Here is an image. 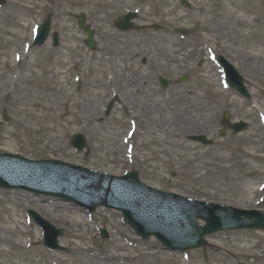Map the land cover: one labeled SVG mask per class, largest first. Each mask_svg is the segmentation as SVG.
Listing matches in <instances>:
<instances>
[{"label":"rangeland","instance_id":"374dc122","mask_svg":"<svg viewBox=\"0 0 264 264\" xmlns=\"http://www.w3.org/2000/svg\"><path fill=\"white\" fill-rule=\"evenodd\" d=\"M101 1H113L116 8L107 10L97 4ZM187 1L188 7H183L178 0H171L180 13L190 12L196 0ZM224 2L208 1L204 12L197 15L201 22L192 28L193 24L184 23L166 26L156 16L143 21L144 13L158 8V0L144 4L78 0L72 5L64 0H4L0 20L18 22L20 27L6 28L8 34L3 36L13 42L17 32L15 43L8 47L0 44L1 64L6 61L4 71L9 69L0 83V153L56 159L114 176L135 170L143 183L163 192L264 211V62L248 60L247 55L259 43L247 39L230 15L220 14L218 6ZM127 12L137 13L133 23L138 29L120 33L113 24ZM79 14L85 15L95 31L96 49L92 52L85 48L86 37L77 27ZM44 20L50 21L51 31L60 36L57 47L50 39L41 47L32 46L33 30ZM202 24L219 30H202ZM177 29L185 34H176ZM167 36L169 40L164 41ZM18 48L21 55L28 49L35 66L19 74L17 80L18 67L27 62L16 64ZM114 52L118 58L111 57ZM217 55L244 78L250 99L224 87L215 64ZM111 58L118 70L140 68L143 76L131 77L124 71L109 84ZM159 77L167 79V89L158 85ZM181 77L188 81L177 83ZM113 95L119 100L105 115ZM124 98L131 104H125ZM225 112L230 113V121H245L247 129L219 137ZM131 121L136 123L135 133L125 145L128 131L133 129ZM77 133L87 141L88 149L81 154L67 145ZM192 135H205L213 144L202 147L189 140ZM130 146L132 156L127 153ZM29 209L63 230L59 245L66 252H48L43 247L40 230L27 218ZM9 218L17 220V228L25 230L26 237L15 238L7 230L12 228L6 224ZM102 228L108 231L107 240L99 237ZM0 237L26 242L25 259H31L32 264H264V233H217L207 237L210 248L185 254L167 252L153 239L137 238L116 212L99 209L89 218L50 198L1 189ZM247 243L256 246L257 255L244 259L240 247ZM10 251L22 253L12 247L2 249L7 256ZM0 262L14 260L0 256Z\"/></svg>","mask_w":264,"mask_h":264},{"label":"water","instance_id":"95a60500","mask_svg":"<svg viewBox=\"0 0 264 264\" xmlns=\"http://www.w3.org/2000/svg\"><path fill=\"white\" fill-rule=\"evenodd\" d=\"M185 3L184 0H182ZM133 15L119 20L115 25L120 30L133 29L129 19ZM78 26L87 34L85 41L88 49H95L94 32L86 25L84 16L78 17ZM49 31V23L45 22L40 28L36 45L42 44ZM58 38L53 37L56 45ZM224 67L230 86L246 95L242 78L226 62L219 59ZM162 86L165 81L160 80ZM228 114L224 115L226 119ZM234 133L246 128L242 122L231 125ZM226 128L221 131L224 134ZM209 145L203 136L190 138ZM73 145L79 150L85 146L84 139L73 138ZM14 158V159H12ZM0 158V187L17 188L32 191L39 195H50L68 202H76L85 206L90 212L98 206L120 210L124 220L133 226L136 234L143 239L155 236L167 249L185 251L206 245L205 235L222 230L262 229L264 230V214L236 212L208 205L188 204L167 199L166 196L144 190L137 182L136 173L132 172L125 178L114 179L104 174H93L58 162L29 163L23 159L12 157ZM243 218H241L242 216ZM31 216L41 225L46 234L45 244L49 248L56 245L55 234L48 224L40 221L36 215ZM255 218L254 222L252 219ZM203 220L206 225L198 227L197 220ZM51 230H50V229ZM54 234V235H53ZM105 237V236H104Z\"/></svg>","mask_w":264,"mask_h":264},{"label":"bare ground","instance_id":"6f19581e","mask_svg":"<svg viewBox=\"0 0 264 264\" xmlns=\"http://www.w3.org/2000/svg\"><path fill=\"white\" fill-rule=\"evenodd\" d=\"M65 2H67V4H78V0H64ZM148 0H135V2L140 3V4H144L146 3ZM208 1L210 0H196L193 3V6L190 9V12L187 13H183V12H179L178 10V6L175 4H172L171 0H158V8L157 9H152L149 12H146L143 14V21L145 22H150L151 20L149 19L150 16H156L158 21L160 23L165 24L166 26H171L174 25L176 23H184L185 25L188 24H193V27H195L196 24L200 23L201 21L197 18V15H201L204 12V6L208 3ZM98 5H100L101 7H104L107 10H113L116 8V5L114 4L113 1H109V2H99L97 3ZM219 10L221 11L220 14H225V16H231L234 20H236V22L238 23V25L241 28L242 33H246L245 37L249 40H255L257 43H259L254 49L253 52H250L247 55L248 60L252 61L255 64L258 63H263L264 62V0H225L224 4L220 3L218 6ZM236 16V17H235ZM204 23H206V19L202 20ZM10 21H5V20H0V44L4 43V45H6V47L10 46L9 43H15V40H18V34L17 32L14 33V37L15 40L13 42L11 41H6L3 40V36L8 34V31L6 30V28H17L20 23L15 22L12 23ZM149 24V23H148ZM147 24V25H148ZM20 27V26H19ZM201 29L202 30H207L209 32H213V31H218L219 28L218 27H214L213 29H209L206 26H204V24L201 25ZM169 36L164 37L165 40L164 41H168ZM206 41H209L207 37H205ZM255 42V43H256ZM20 49L18 48L17 51V65L19 64L20 57L22 56L23 61L27 60V62L22 65V67H18V71L19 73L17 74L16 79L18 80L19 78V74H23V73H28L30 72L31 68L34 65V62H32V60L30 61L29 55H28V51L23 50V53L21 55V51H19ZM109 50H106L105 53L106 55H110L109 54ZM104 53V54H105ZM1 57V56H0ZM111 57L113 58H118L119 55L114 52ZM111 58V59H113ZM108 71L109 75H110V81H114L116 80V78L118 77V73H122L124 71L129 72V76H133V77H142L143 74L141 73V69L140 68H135L131 69L130 67H123L120 70H118V65L115 64V61L113 59V62L109 61L108 62ZM6 61H4L1 64L0 61V83H2L1 81L4 80V78L6 77V75L9 72V69L7 68L6 72L4 71L5 66H6ZM36 64V63H35ZM101 67V66H100ZM104 67V66H103ZM107 67V65H106ZM101 74L103 72H100ZM99 74V73H98ZM30 78L34 77V72H32L29 76ZM110 82V84H111ZM6 84V83H5ZM2 85V84H1ZM0 87H3L0 86ZM187 96V95H186ZM184 96L182 98L183 103L185 102V100L187 99V97ZM125 100V104L130 105L131 103H129L127 98H124ZM157 101H161V99H157ZM178 103H180V101L177 99ZM168 103V102H167ZM139 114H135V116H133V119H137L139 117ZM145 119V118H144ZM146 120V119H145ZM168 128L171 125V122L167 123ZM167 129V128H166ZM134 135V132L132 133V136ZM127 142V141H126ZM78 222V221H76ZM10 224L12 225V228L8 231H11L13 233V235L15 236V238H17L18 236H24L26 237V231L23 229H19L17 228V220H13L12 218H9L8 220H6V224ZM13 237H9V238H1L0 237V256H6L10 259H13L14 262H11L10 264H32L31 259H25L26 255L29 248H25L24 249V244L26 242H23L20 238L18 241H16V239ZM262 243H264V237L261 238ZM5 247H12V248H16L20 251H22V253L20 254H15L12 251H10L8 253V256L5 255V253L2 252V249H4ZM241 248V255L244 259H247L251 256L257 255L256 253V246L255 245H250L249 243L244 244L243 246L240 247ZM46 257V256H45ZM43 258V256H42ZM40 261V260H39ZM0 264H2V262H0Z\"/></svg>","mask_w":264,"mask_h":264}]
</instances>
